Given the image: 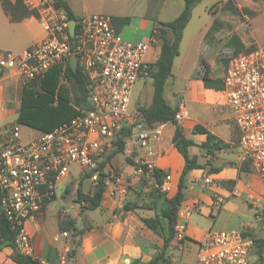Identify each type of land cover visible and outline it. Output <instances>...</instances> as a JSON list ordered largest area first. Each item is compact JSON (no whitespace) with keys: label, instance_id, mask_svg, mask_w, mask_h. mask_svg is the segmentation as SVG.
Listing matches in <instances>:
<instances>
[{"label":"built area","instance_id":"built-area-1","mask_svg":"<svg viewBox=\"0 0 264 264\" xmlns=\"http://www.w3.org/2000/svg\"><path fill=\"white\" fill-rule=\"evenodd\" d=\"M20 1L39 13L48 33L22 52L5 51L0 66L16 69L23 84L28 85L53 67L65 65L75 54L77 67L88 77L89 104L76 117L52 131H41L28 141L22 139L20 126L13 125L7 131V139L0 143V209L17 229L18 248L29 254L31 239L25 221L42 212L46 200L56 194L58 180L71 172L72 163L80 166V176L89 174L96 187L100 179L105 188L113 178L118 181L108 157L114 152L123 127L130 126L132 134L127 140L146 150V155L133 152V156L148 172H153L155 164L148 160V155L155 153L151 142L162 134L165 122L150 124L142 113L135 118L129 110L134 83L150 76L154 68L147 54L159 40L156 32L149 41L126 40L111 15L95 13L78 16L72 36L70 19L57 6V0ZM204 73L205 66L200 63L195 74L202 79ZM224 83L228 104L235 112L240 160L264 182V46L228 56ZM189 115L182 100L175 119L180 123ZM170 180L171 174L166 173L159 185L162 192L171 191ZM114 191L123 190L116 186ZM191 212L178 211L177 240L185 237V225L180 219ZM62 234L68 236L69 232ZM252 243L241 230L210 229L201 243L197 264H249ZM67 257V253L62 254L60 263L66 264Z\"/></svg>","mask_w":264,"mask_h":264},{"label":"crops","instance_id":"crops-1","mask_svg":"<svg viewBox=\"0 0 264 264\" xmlns=\"http://www.w3.org/2000/svg\"><path fill=\"white\" fill-rule=\"evenodd\" d=\"M67 1L78 16L95 13L129 16L130 23L125 26L143 31L141 34L135 33L132 41H149L153 32L158 35L155 30L158 22L173 20L183 10L180 4L182 0H130L129 4L122 7L109 6L104 3L105 0ZM210 7V25L198 37L199 47L188 76V86H195L200 94H207L208 90L195 73L203 57L206 33L214 20ZM125 26L120 29L122 34ZM47 33L35 16L12 21L0 0V59L5 51L22 52L44 39ZM161 45L162 40L159 38L153 46H160L161 49ZM23 86L16 69L0 66V143L7 139L10 127L20 126L18 117ZM182 97L185 95L176 93V103L170 104L179 105L184 100ZM213 110L216 114L214 121L206 115V109V114L203 113L201 117L195 119L189 115L180 122L185 136L197 144L204 142L207 135L195 132L196 124L232 144L216 151L205 167L189 170L185 197L178 211L191 209L192 212L180 219L185 225V237L182 240L174 238L165 247L163 236L145 223V218L156 217L161 208L162 199L156 191L158 183L152 172L141 171L126 162L128 167L122 165V170L117 173L118 181L113 178L98 207L83 208L82 203L74 197L72 202L50 211L53 200L41 213L28 218L24 227L31 239L29 254L45 261V264H61V255L64 253L68 255L66 264H153L157 258H163L157 264H197L201 243L210 229L241 230L252 242L254 239H264V182L250 165L240 160L238 129L235 134H232V127L221 133L210 125V122L221 124L227 121L217 110ZM175 128L173 123L165 122L162 134L151 142L155 153L148 155V160L153 161L156 168L171 174V191L166 193L168 197L176 194L185 166L184 156L173 144ZM234 139L237 140L235 143ZM129 143L134 146L136 154L146 155L144 148L127 140L126 145ZM190 154L197 155L202 164L210 157L198 146L190 147ZM118 155L110 160L113 169H116ZM134 160L137 161L136 157ZM86 176L82 186L91 181L92 186L86 193L93 194L97 187L90 176ZM81 177L79 175V180ZM232 180L236 182L230 183ZM116 186L123 191L115 192ZM66 218L75 220L76 231L61 229L60 221ZM63 231H68L69 235L64 236ZM0 264H16L12 247L1 242Z\"/></svg>","mask_w":264,"mask_h":264},{"label":"trees","instance_id":"trees-1","mask_svg":"<svg viewBox=\"0 0 264 264\" xmlns=\"http://www.w3.org/2000/svg\"><path fill=\"white\" fill-rule=\"evenodd\" d=\"M201 0H184V7L181 13L173 20L158 22L155 26L159 38L162 40L160 55L154 63L151 75L153 78L154 93L152 102L149 106L141 107L145 120L150 124L161 122H171L175 128L173 136V144L182 153L185 158V166L178 184V190L172 197L166 196L162 192L159 185L164 181L166 171L155 168L152 175L156 179L158 186L156 191L162 199L161 208L156 217L145 218V223L153 230L160 233L165 240V247L175 238V225L178 222V210L181 206L184 197L185 189L187 188V174L189 170L205 167L211 162V157L218 150L230 147L231 142H226L222 138L208 131L204 126L196 124L195 132L205 133L207 139L201 144L188 139L185 136L182 125L175 119V114L179 109V105L172 106L165 98V84L167 79L173 73L174 59L179 54L180 43L183 39L184 30L190 21L192 11ZM3 8L12 21H21L27 17L35 16L39 18V13L29 9L20 1L1 0ZM57 6L63 8L69 19H77L78 15L74 13L67 0H57ZM226 9L237 13V8L232 6L229 1L225 5ZM115 26L120 30L123 26L130 23L129 16L111 15ZM222 21L214 18L209 27L205 41L222 27ZM227 45L235 48L237 52H249L252 49H245V45L238 35H233L227 42ZM205 66V73L202 77L204 86L216 90H224V77H213L210 72V66L201 58L200 61ZM204 62V63H203ZM227 63V62H226ZM88 77L83 73L80 67L73 69L69 61L65 65H57L47 71L43 77L36 78L30 84H24L22 92L21 107L18 117V123L28 125L34 129L43 132H49L60 126L64 122L71 120L81 113L82 110L88 107ZM132 134V127L124 126L118 139L115 141L116 147L114 152L108 157L110 161L114 155L121 153L126 148L127 138ZM237 140L234 139V143ZM198 146L204 150L210 157L205 164L198 161V156L190 154V147ZM128 162L134 165L137 169L143 168L147 172V167L136 162L128 157ZM212 170H218L213 168ZM90 176L89 174L87 175ZM86 176V177H87ZM81 177L78 189L77 200L82 203L83 208L94 209L101 204L104 192L106 190L103 179H100L99 184L93 194L86 193L82 188ZM235 180L230 183H235ZM3 197V190L0 186V204ZM56 199V194L51 200H46L43 209L48 203ZM62 230L76 231V223L74 219L66 218L60 221ZM17 229L13 226L10 220L5 216L0 209V242L12 247L13 259L16 264H42V262L30 254L22 252L16 244ZM243 235L247 237L246 233ZM255 248L258 253V258L255 262H251V249ZM250 249L249 264H261L262 255L264 253V239H254ZM163 258H157L153 264H157Z\"/></svg>","mask_w":264,"mask_h":264},{"label":"rangeland","instance_id":"rangeland-1","mask_svg":"<svg viewBox=\"0 0 264 264\" xmlns=\"http://www.w3.org/2000/svg\"><path fill=\"white\" fill-rule=\"evenodd\" d=\"M130 0H105L109 6L122 7L124 4H129ZM228 2V1H227ZM227 2L223 0H201L193 9L192 16L187 24L183 39L180 43L179 54L174 59L173 73L167 79L165 84V98L169 103H176V93L185 95L182 99L185 100L186 107L192 118H199L203 113L215 120L216 114L213 109L217 110L224 118L225 123L217 124L210 122V125L215 129L224 133L226 128L232 127V134L237 131L235 124V112L228 104L226 93L224 90H216L207 88V94H200L196 91L195 86H188V76L194 66L193 57L199 47L198 37L209 25V11L213 18L222 21V27L213 33L208 41L203 45V59L210 66V72L213 77H224L225 65L232 53L237 52L235 48L227 45L228 40L233 35H238L245 45V49H256L264 46V0H229V3L237 8V13L226 9ZM184 7V0L180 1ZM41 22V21H40ZM129 26L124 27L123 37L126 40H134L136 31ZM143 31L139 30L138 34ZM34 44V43H33ZM21 52V51H19ZM160 55V46H152L147 54V59L155 63ZM201 63V62H200ZM204 63V62H203ZM202 80V79H201ZM204 83V81L202 80ZM195 85V83H194ZM189 95L187 94V92ZM154 93V85L152 76L140 77L133 85L130 112H134V117H138L141 112V107L149 106L152 102ZM185 93V94H183ZM207 111L205 112V110ZM206 117V116H205ZM11 121V119H9ZM16 121V120H15ZM20 124V123H18ZM217 125V126H214ZM21 137L24 141H28L38 134V131L28 125L20 124ZM221 151V150H220ZM134 146L127 144L123 152L117 157L116 172L122 169V165L128 167V157L134 159ZM136 154V152H135ZM71 172L58 180L56 185L57 198L50 205V211H55L77 199V187L80 183L78 171L80 166L76 163L70 165ZM84 180H82L83 182ZM92 182L84 184L83 191L90 190ZM258 258V253L255 248L251 249V262H255Z\"/></svg>","mask_w":264,"mask_h":264},{"label":"water","instance_id":"water-1","mask_svg":"<svg viewBox=\"0 0 264 264\" xmlns=\"http://www.w3.org/2000/svg\"><path fill=\"white\" fill-rule=\"evenodd\" d=\"M75 28H76V19H71L69 21V31H70V34L73 36L75 34ZM70 66L73 68V69H76L77 68V56L75 54H73L71 57H70Z\"/></svg>","mask_w":264,"mask_h":264}]
</instances>
